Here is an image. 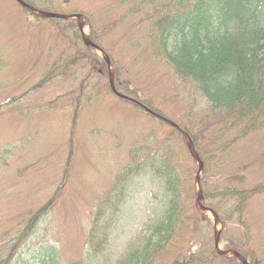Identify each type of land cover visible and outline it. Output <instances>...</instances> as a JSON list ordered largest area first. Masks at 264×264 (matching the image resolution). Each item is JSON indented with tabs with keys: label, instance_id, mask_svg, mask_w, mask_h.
Returning <instances> with one entry per match:
<instances>
[{
	"label": "rangeland",
	"instance_id": "obj_1",
	"mask_svg": "<svg viewBox=\"0 0 264 264\" xmlns=\"http://www.w3.org/2000/svg\"><path fill=\"white\" fill-rule=\"evenodd\" d=\"M32 2L40 10L80 14L85 38L99 40L100 32L102 46L96 44L103 47V53L88 48L76 36L75 19L42 20L15 0H0V244L11 242L14 228L9 230L22 216L52 201L12 264L47 263L50 255L63 263L79 257L85 250L86 233L104 218L108 245L94 263L115 262L147 235V224L167 202L163 181L148 169L121 176L131 149L149 141L161 149L173 140L186 170L193 179L196 176L197 165L191 162L181 138L146 109L172 122L185 118L189 122L205 115L206 101L193 82L178 76L157 53L145 27L136 25L131 0L124 4L119 0ZM144 26L148 28L147 22ZM90 55L102 60L107 56L110 67L99 62L92 68L96 73L90 72L84 64ZM65 63L73 72L82 65V73L74 77V73L54 72L43 81L46 72L56 65L62 70ZM109 70L116 90L128 97L134 94L143 108L107 89ZM87 74L91 77L80 84ZM80 85L84 92L90 87L96 90L87 93L92 97L83 95L74 101ZM255 149L254 160L247 165L245 187L264 181L263 170L256 169L262 149ZM216 171L213 168L212 175ZM189 199L194 209L191 192ZM202 213L205 218L198 236L189 241L192 251L201 245L213 248L217 231L222 250L228 237L244 238L235 224L223 236L222 223H214L210 211ZM244 215L251 230L245 240L259 249L264 263V192L248 198ZM187 237L186 231L178 234V247ZM175 252L164 253L159 264H167Z\"/></svg>",
	"mask_w": 264,
	"mask_h": 264
},
{
	"label": "trees",
	"instance_id": "obj_2",
	"mask_svg": "<svg viewBox=\"0 0 264 264\" xmlns=\"http://www.w3.org/2000/svg\"><path fill=\"white\" fill-rule=\"evenodd\" d=\"M24 1L33 4L32 0ZM131 1L136 8L130 12L136 16V25L145 27L148 36L155 42L157 53L178 76L193 82L206 101L203 117L189 122H185L187 118L174 121L178 127L165 123L181 138L193 163L195 161L190 156L182 131L188 134L202 161L203 174L199 181L202 204L218 215L223 236H227L226 228L234 224L245 233L244 238L228 237L225 250L237 251L250 264H264L259 249H253L245 240L249 239L251 230L244 215L248 198L264 192V181L249 188L244 186L249 175L246 173L247 165L255 157L252 147L262 149V157L255 159L258 161L257 172H264V0ZM119 2L124 4L126 0ZM21 8L32 14L27 8ZM145 22L148 28L144 26ZM76 36L80 37L79 34ZM98 37L99 40L91 38V41L101 45L99 31ZM85 60L87 62L84 64H87L90 72L96 73L92 68L99 62L106 68L105 60L98 56L90 55ZM69 67L65 63V68L60 70V65H56L45 73L43 81L51 79L54 72H58L57 75L74 73V77L78 72L82 73L79 69L82 65L74 67L78 68L76 72ZM89 77L91 74L84 76L80 84ZM83 88V85L76 88L74 101L83 95L90 98L92 94L87 93L96 90L90 87L84 92ZM107 89L111 91L109 83ZM130 92H135V89H130ZM131 97L136 100L131 103L143 108L133 98L134 94ZM238 162L242 163L233 167ZM186 168L173 140L161 149L150 141L131 149L130 160L121 176L123 173L127 176L148 169L163 181L167 202L163 211L147 224V235L130 245L115 262L107 264H159L162 255L173 249L176 252L167 264H241L237 258L221 254L210 245L208 248L201 245L197 250H191L189 241L197 238L205 215L195 203L192 208L189 193L193 194L195 202L196 181ZM213 168L217 169L215 175L211 173ZM50 204L52 201H47L40 208L31 210L32 213L22 216L12 226L9 230L13 231L14 228L11 242L3 241L0 244V264H12L39 220L47 214ZM106 227L104 218L86 233L85 250L79 257L63 263L60 258L50 255L47 263L30 264H100L94 262L108 245L109 231ZM181 231L188 232V237L184 245L178 247V234ZM205 241L209 242L208 239Z\"/></svg>",
	"mask_w": 264,
	"mask_h": 264
},
{
	"label": "water",
	"instance_id": "obj_3",
	"mask_svg": "<svg viewBox=\"0 0 264 264\" xmlns=\"http://www.w3.org/2000/svg\"><path fill=\"white\" fill-rule=\"evenodd\" d=\"M17 1H18L22 6H25V7L29 8V9L33 10L36 14H38L39 16H42V17H51V18L56 17V18H62V19H66V18H70V17H76V18H78V20H79V15L70 16V15H62V14H56V13H52V12L40 11V10H37V9H35L34 7L28 5L27 3L23 2L22 0H17ZM78 24H79L80 32L82 33V36H83L82 22L79 21ZM84 41H85V43H86L87 45H91V46H93V47H97L93 42H91V41H89V40H87V39H85V38H84ZM99 50H100V49H99ZM100 51H101V50H100ZM101 52L103 53V51H101ZM104 58H105V60H106V62H107V65L109 66V65H110V61H109L108 57H107V56H104ZM110 87H111L112 91H113L116 95H118L119 97H124L123 95L119 94V93L115 90V87H114V84H113L112 74H110ZM146 110H148V109H146ZM148 111H150V110H148ZM150 112H151V111H150ZM152 113H153V112H152ZM172 124H173V123H172ZM173 125H175V124H173ZM183 134H184V136H185V138H186V140H187V147H188V149H189V151H190L192 157H193V158L197 161V163H198V171L200 172L201 169H202V162L200 161L198 155L196 154V152H195V150H194V148H193V146H192V142L190 141L188 135H187L186 133H183ZM198 179H199V178L197 177V180H198ZM201 199H202V197H201V194L199 193L198 196H197V198H196V202H197L198 206H199L201 209H203V210H207L206 208H204V207L202 206V204H201ZM208 210H209V209H208ZM209 211H210V210H209ZM210 212H212V211H210ZM212 215H213L214 223H215V222L218 220V219H217V216H216L213 212H212ZM218 242H219V231L216 233V236H215V238H214V245H215L216 248H218ZM219 252L222 253V251H220V250H219ZM223 253H224V252H223ZM231 253H232L234 256H236L237 258H239V260L242 262V264H248L247 261H246V260H245L240 254H238L237 252H231Z\"/></svg>",
	"mask_w": 264,
	"mask_h": 264
}]
</instances>
